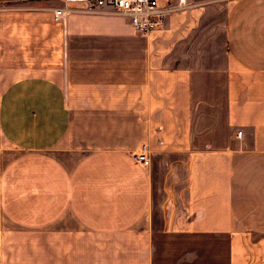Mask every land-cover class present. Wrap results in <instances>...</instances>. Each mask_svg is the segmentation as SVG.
<instances>
[{
	"label": "crops",
	"instance_id": "crops-1",
	"mask_svg": "<svg viewBox=\"0 0 264 264\" xmlns=\"http://www.w3.org/2000/svg\"><path fill=\"white\" fill-rule=\"evenodd\" d=\"M62 6L0 0V264H264V0Z\"/></svg>",
	"mask_w": 264,
	"mask_h": 264
},
{
	"label": "built area",
	"instance_id": "built-area-1",
	"mask_svg": "<svg viewBox=\"0 0 264 264\" xmlns=\"http://www.w3.org/2000/svg\"><path fill=\"white\" fill-rule=\"evenodd\" d=\"M64 6L52 10V21L59 22L61 17L71 11L65 7L75 3L80 6L75 10L105 11L123 17L128 24L140 34L160 29L164 26L167 15L176 9L188 5L189 0H62ZM241 132H238L240 135ZM131 158L138 164L148 162L147 150L144 146L139 151L131 153Z\"/></svg>",
	"mask_w": 264,
	"mask_h": 264
},
{
	"label": "rangeland",
	"instance_id": "rangeland-1",
	"mask_svg": "<svg viewBox=\"0 0 264 264\" xmlns=\"http://www.w3.org/2000/svg\"><path fill=\"white\" fill-rule=\"evenodd\" d=\"M194 2L196 1H202V0H193ZM203 1H209V2H219V1H225V0H203Z\"/></svg>",
	"mask_w": 264,
	"mask_h": 264
}]
</instances>
